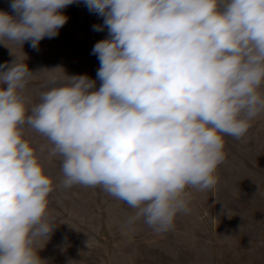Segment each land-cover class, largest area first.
I'll return each mask as SVG.
<instances>
[{
    "label": "clouds",
    "instance_id": "1",
    "mask_svg": "<svg viewBox=\"0 0 264 264\" xmlns=\"http://www.w3.org/2000/svg\"><path fill=\"white\" fill-rule=\"evenodd\" d=\"M77 2L10 0L0 43L38 50ZM82 2L103 18L93 31H108L92 48L99 87L86 74L52 77L33 104L25 61L0 65V264H48L39 251L57 226L53 180L26 128L61 158L62 187L100 186L133 209L126 226L163 233L190 211L189 188L216 186L224 137L241 139L264 112V0Z\"/></svg>",
    "mask_w": 264,
    "mask_h": 264
},
{
    "label": "rangeland",
    "instance_id": "2",
    "mask_svg": "<svg viewBox=\"0 0 264 264\" xmlns=\"http://www.w3.org/2000/svg\"><path fill=\"white\" fill-rule=\"evenodd\" d=\"M9 4L10 0H0V10L11 13ZM63 12L68 17L67 23L55 38L41 40L38 50L33 49L30 42L23 46L7 40L0 43V65L10 64L14 59L25 61L34 72L25 89L33 104L38 103L41 92L47 90L50 78H63L65 74L96 75L100 67L92 48L108 37V31L106 28L101 32L93 31V25L103 24V18L89 12L82 0L67 6ZM260 135L259 130H254V171L236 175L237 188L229 191L230 199L223 205L231 220L207 223L202 230L207 242L199 241V244L209 247L217 242L221 251L217 255L219 264H264V132L261 143ZM24 138L37 150L45 173L54 184L49 196V212L57 226L47 243L40 242V247L46 243L39 251L41 258L48 264H69V261L73 264H119L120 230L122 241V230L129 227L126 221L132 209L100 186L62 187L61 158L49 155L47 138L28 128ZM41 146H46L43 152ZM194 263L212 264V255L198 254L189 260V264Z\"/></svg>",
    "mask_w": 264,
    "mask_h": 264
},
{
    "label": "crops",
    "instance_id": "3",
    "mask_svg": "<svg viewBox=\"0 0 264 264\" xmlns=\"http://www.w3.org/2000/svg\"><path fill=\"white\" fill-rule=\"evenodd\" d=\"M89 77L97 80L96 75H89ZM99 84L100 81L97 80V87ZM263 118L264 112L255 118L251 128L239 140L231 136L224 137L226 159L217 169L219 179L216 186L203 192L189 188L190 211L176 216L172 230L156 232L143 221H137L134 225L122 230V241L120 230L117 251L119 264H189L192 257L207 253L212 255V264H219L217 255L221 251L216 245L217 242L210 244L209 247L199 244V241L207 242L202 230L207 223L231 220L224 212L223 205L230 199L229 191L237 188L236 175H247L254 171V130L260 131L261 143L264 132ZM260 171L262 172L263 169ZM244 187L246 188V185ZM132 214L133 209L127 216ZM215 227L217 228L216 225ZM212 233L211 228V237Z\"/></svg>",
    "mask_w": 264,
    "mask_h": 264
}]
</instances>
